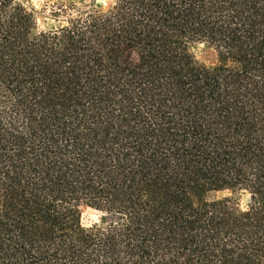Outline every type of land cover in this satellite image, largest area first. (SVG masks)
<instances>
[{"label": "trees", "instance_id": "trees-1", "mask_svg": "<svg viewBox=\"0 0 264 264\" xmlns=\"http://www.w3.org/2000/svg\"><path fill=\"white\" fill-rule=\"evenodd\" d=\"M47 8L0 0V264H264V0Z\"/></svg>", "mask_w": 264, "mask_h": 264}, {"label": "rangeland", "instance_id": "rangeland-1", "mask_svg": "<svg viewBox=\"0 0 264 264\" xmlns=\"http://www.w3.org/2000/svg\"><path fill=\"white\" fill-rule=\"evenodd\" d=\"M30 6H33L37 11L38 23L40 28H48L56 22L52 19L48 13L47 4L50 1L55 0H23ZM84 4H89L95 2L96 5H106L109 0H76ZM192 52L196 60L205 65H213L216 62V56L214 49L206 42H196L192 45ZM231 192L224 190L218 192H211L208 194V197L211 198H220L223 196H229ZM239 201L242 205L248 202V196L245 193L239 194ZM101 213L89 207L82 208L81 222L84 226H89L95 222L100 221Z\"/></svg>", "mask_w": 264, "mask_h": 264}]
</instances>
